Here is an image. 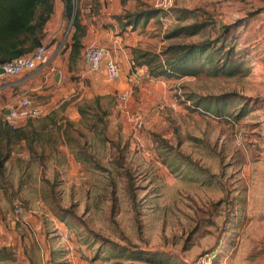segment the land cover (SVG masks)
<instances>
[{"label":"rangeland","instance_id":"1","mask_svg":"<svg viewBox=\"0 0 264 264\" xmlns=\"http://www.w3.org/2000/svg\"><path fill=\"white\" fill-rule=\"evenodd\" d=\"M134 5L118 15L152 16L126 28L127 18L112 16L125 63L119 79L88 72L81 56L60 78L68 98L53 110L74 101L68 113L77 118L55 119L75 123L74 150L62 128H54L55 142L35 144L33 158L24 140L0 139V264H196L206 253H217L213 264H264V0ZM64 19L68 33L50 55L67 50L71 19ZM205 39L231 51L235 70L205 62L197 74L151 76L133 67L134 47L161 53ZM96 94L108 111L103 129L78 112Z\"/></svg>","mask_w":264,"mask_h":264},{"label":"trees","instance_id":"2","mask_svg":"<svg viewBox=\"0 0 264 264\" xmlns=\"http://www.w3.org/2000/svg\"><path fill=\"white\" fill-rule=\"evenodd\" d=\"M81 0H63V16L71 19V32L69 43L67 45V67L72 71L79 64L83 39L86 34V25L81 21ZM75 4V8H74ZM54 7V0H0V62L8 61L18 56L27 55L35 47L40 45L44 38V26L49 19ZM74 9V13H73ZM96 9V1L91 3L90 12ZM152 13L149 9L139 10L131 14H119L116 17L121 20L122 28L131 25V19L143 17L150 18ZM215 39H205L199 43L174 44L167 46L161 53H152L148 50L133 48V67L146 66L147 73L151 76H182L186 74H197L204 69L205 62L211 63V69L221 70L229 69L230 73L235 70L233 62L230 60L231 51L225 50V45L216 44ZM231 49V48H230ZM220 52V53H219ZM222 60V61H221ZM221 62V63H220ZM101 95H94L90 99H85L78 105L80 119L85 120L88 115L94 116L101 122L103 129L105 116L108 111L100 106ZM52 110L51 112H55ZM54 116H38L29 118L19 123L13 128L7 119L0 116V139L10 142L13 137L15 140H24L29 149L32 158L38 156L35 150V144L42 147L45 144L55 142L54 128L63 132L69 149L74 150L75 146L71 141L75 139L71 135L70 128L74 122L66 120L64 124L56 125ZM86 126H93V123ZM77 137H83L84 134L78 129H73ZM75 150L76 158H82L84 153L85 141ZM1 165V160H0ZM214 256L216 259L217 253Z\"/></svg>","mask_w":264,"mask_h":264},{"label":"crops","instance_id":"3","mask_svg":"<svg viewBox=\"0 0 264 264\" xmlns=\"http://www.w3.org/2000/svg\"><path fill=\"white\" fill-rule=\"evenodd\" d=\"M96 1V9H91V3L93 4ZM139 2H153L154 0H138ZM170 1V0H169ZM172 1V0H171ZM177 2L178 0H173ZM137 0H81L80 1V10H81V21L86 25V34L83 39V45H87L89 43H98L104 44L110 47L112 51V55L114 59L118 62L119 69L122 71L125 64L121 63V58H118L116 48H120L119 36H113L114 32L113 28H116V24L114 23V19L112 16L118 15L123 8H127L128 6H135L134 4ZM123 7V8H122ZM64 3L63 0H54L53 11L46 21L43 32L44 38L42 43L47 44L50 40L52 44L48 47L50 49L55 48V43L58 39L65 36L68 31L64 28L65 19L63 16ZM106 24H109L107 26ZM50 55L46 58V60L38 65L36 68L26 71L24 73L18 75H5L0 73V108L3 106H7L8 103L13 100L12 94L14 92L21 93L19 96L21 97L24 94L30 95L34 102L40 106L42 109V116H54L55 119L64 120V118L75 119L78 114L76 110L74 112L68 113V107L72 103L64 104L62 111L51 112L53 109L57 108L63 101H65L68 97V88L69 85L64 87L60 86V78L65 76V74H69L71 72L68 71L67 67V55L68 49L65 50L62 54H54ZM104 70V69H103ZM102 70V71H103ZM89 72V71H88ZM85 72L82 73V75ZM102 74V72H101ZM104 76V77H103ZM99 78H105V73L102 75L94 74L93 79L98 81ZM115 81V80H114ZM71 83V82H70ZM66 84V83H64ZM71 84H74L71 83ZM101 86H103L101 84ZM116 85L113 87H107L106 92L114 89ZM59 92V93H58ZM18 100L16 101L17 104ZM66 107V108H65ZM10 108V107H9ZM8 107L3 109V116L6 118ZM64 117V118H63ZM21 123V122H20ZM22 144H24L22 142ZM64 146L60 145V148ZM66 150V148L64 147ZM70 156V157H69ZM24 158H27L24 156ZM70 158V159H69ZM73 159L72 155L68 154L67 160L71 161Z\"/></svg>","mask_w":264,"mask_h":264},{"label":"built area","instance_id":"4","mask_svg":"<svg viewBox=\"0 0 264 264\" xmlns=\"http://www.w3.org/2000/svg\"><path fill=\"white\" fill-rule=\"evenodd\" d=\"M51 49L45 43H41L27 55H22L10 59L8 61L0 62V72L5 75H18L26 71L36 68L49 57ZM81 61L87 67L89 72L95 73L104 69L112 80L119 79L120 70L117 61L112 55L110 47L104 44L89 43L81 53ZM128 96L127 91L119 94L120 99H125ZM42 109L37 105L33 98L24 94L19 99L14 107L7 110L6 119L10 125L15 128L20 122L26 118H36L41 115ZM15 215L21 213V206L16 204L14 206ZM14 255L18 256L19 252L14 251ZM213 253H206L199 256L196 264H213ZM81 264H93L91 260H85Z\"/></svg>","mask_w":264,"mask_h":264},{"label":"water","instance_id":"5","mask_svg":"<svg viewBox=\"0 0 264 264\" xmlns=\"http://www.w3.org/2000/svg\"><path fill=\"white\" fill-rule=\"evenodd\" d=\"M74 8H75V4H74ZM73 13H74V9H73ZM0 72H2V71H0Z\"/></svg>","mask_w":264,"mask_h":264}]
</instances>
